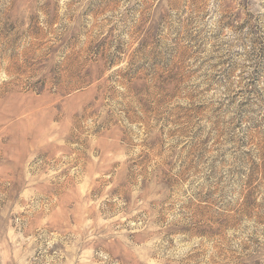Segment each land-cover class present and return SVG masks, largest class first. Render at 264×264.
I'll return each mask as SVG.
<instances>
[{"label": "rangeland", "instance_id": "rangeland-1", "mask_svg": "<svg viewBox=\"0 0 264 264\" xmlns=\"http://www.w3.org/2000/svg\"><path fill=\"white\" fill-rule=\"evenodd\" d=\"M0 264H264V0H0Z\"/></svg>", "mask_w": 264, "mask_h": 264}]
</instances>
